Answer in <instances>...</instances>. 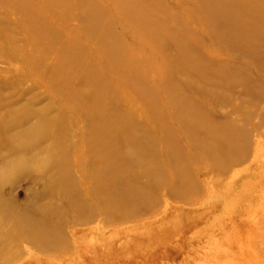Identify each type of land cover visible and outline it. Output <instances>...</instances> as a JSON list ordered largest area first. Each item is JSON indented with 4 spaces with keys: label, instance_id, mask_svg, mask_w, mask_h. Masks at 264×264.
Returning <instances> with one entry per match:
<instances>
[{
    "label": "bare ground",
    "instance_id": "bare-ground-1",
    "mask_svg": "<svg viewBox=\"0 0 264 264\" xmlns=\"http://www.w3.org/2000/svg\"><path fill=\"white\" fill-rule=\"evenodd\" d=\"M18 1L21 11L27 14L24 6L33 0ZM166 1H159L166 21L197 11L200 28L196 42L206 54L194 51L193 60L179 61L184 68L182 77L170 66L163 68L160 83L154 87L147 85L151 72L136 78L135 89L151 110L147 115L140 113L143 108L127 114L121 107L110 108L115 102L100 94L104 87L92 70H86L90 72L84 85L77 88L73 77L83 68L78 71L72 67L69 74L65 68H55L57 82L65 83L59 84L60 89L69 92L67 105L83 114L88 127L81 132L78 143L68 144L64 137L66 130L69 132L68 124L64 126L65 120L68 123L65 115L51 121L47 114H39L40 124H51L53 133L57 129L55 120L65 128L54 133L53 146L40 148L32 141L37 137L25 132L22 138L31 142L9 144L12 158L7 161L0 156V264H264V0ZM152 27L138 30L164 48L165 41H171L173 35L162 27ZM140 43L136 46L143 49ZM174 44L183 54L184 45L180 46L179 40ZM114 46L117 57L111 67L119 72L127 66L136 72L137 53L129 54L121 42ZM68 62L71 61L59 55L56 64L64 66ZM152 62L147 68L153 71ZM89 81L93 84L89 85ZM145 121L157 124L170 144L166 160L177 172L176 182L166 195L160 193L163 180L154 177L150 182L153 190L141 192L147 200L140 211L133 209L140 202L133 198L126 207L105 210L115 214V219L93 220L73 213L64 229L57 228L49 218L56 212L60 220L67 219L60 203L55 206L36 201L26 209L14 205L19 201L14 196L17 180H37L52 172L51 166L65 176L67 166L73 162L69 159L71 149L80 156L86 150L112 148L129 137L125 143L135 145L138 140L142 151H146L147 137H132L125 132L138 129L142 133ZM173 125L179 126L186 142H180ZM1 134L9 138L0 124ZM41 139L38 137V141ZM109 162L90 160L83 165L104 173L113 167ZM195 163L200 167L191 168ZM200 169L213 172L206 175L203 186L190 176ZM239 181L242 191L231 199L232 204H227L225 192L235 190ZM49 182L52 183L50 179ZM57 193L67 196L66 192ZM70 203L75 212V206L80 204L73 200ZM227 214H234L233 218H240V222L223 232L218 224H223L221 220Z\"/></svg>",
    "mask_w": 264,
    "mask_h": 264
},
{
    "label": "rangeland",
    "instance_id": "rangeland-1",
    "mask_svg": "<svg viewBox=\"0 0 264 264\" xmlns=\"http://www.w3.org/2000/svg\"><path fill=\"white\" fill-rule=\"evenodd\" d=\"M159 1L165 3L166 0ZM159 1L33 0V3L25 4L24 7L28 12L25 14L24 11H21L18 0H0V124L9 137L5 138L2 134L0 136L1 159L7 161L12 158L8 148L9 144L31 142V139L22 138L25 132L37 137L32 141H35L34 143H37L40 148L53 146L54 133L65 128H62L60 122L55 120L57 129L53 133L51 130L54 127L51 124H40L39 114H47L51 121H54L53 118L56 116L63 117L65 115L68 123L65 120L64 126L68 124L69 132L66 130L64 137L68 144L78 143L81 132L85 133L84 129L88 127L86 118L76 107L67 105L69 92L60 89L59 84L65 85V83L57 82L58 78L54 75L55 68L61 70L65 68L64 72L68 74L72 67H76L78 71L83 68V71L77 72L76 77H73L74 86L77 88L84 85V79L90 72L86 70H92L104 87L100 94L106 95L110 101L115 102V105L109 106L110 108L121 107L122 113L125 114L132 110L140 112L143 108L140 113L147 115L146 112L149 113L151 110H149L145 99L135 89L136 78L146 72H151L147 85L154 87L160 83L163 68L170 66L179 77H182L184 68L179 61H189L195 52L206 54L199 50V44L196 42L197 29L200 28L199 22H196L197 11L191 12L190 16L176 15L175 18H170V20L167 18L168 21H166L162 19L164 16L161 13ZM132 11L135 12V15L129 14ZM29 19H33V21ZM153 25L157 28L162 27L163 30L170 31V35H173L171 41L170 39L165 41L164 48H159V45L153 42L152 37H147L149 34H141L138 30H148ZM177 38L180 46L184 45L183 54L175 48L174 43L178 41ZM120 42L128 48L129 54L137 53V57H134L136 72L131 68L127 69V66L121 68L119 72L111 67L117 57L113 51L114 44ZM138 42H141L139 45L143 49L137 48L136 43ZM59 55L71 61L70 64L69 62L64 66L56 64ZM152 58L153 60H151ZM81 60H86L87 63L84 64ZM109 61H111L110 65ZM152 61L158 62L159 65H154ZM150 62L154 66L153 71L148 69ZM48 77L50 79L47 80ZM88 84L92 85L93 83L89 81ZM90 91L95 94L92 89ZM137 114H134L135 118ZM79 121L80 123L85 122L77 123ZM144 128L142 133H138V129H130L125 132L132 137H137L139 134L147 137L149 142L146 151H142L141 142L138 140L135 145L125 143L128 142L129 137H125V142L114 145L112 148L86 150L80 156L74 152L75 149H71L69 150V159L73 162L67 166L69 170L65 176L61 175L54 166H51L52 172L47 173L46 176H38L37 180L30 177H26L22 181L17 180L14 183L17 185L14 189V196L19 201H15L14 205L26 209L27 205L31 207L36 201L39 203L49 202V205L51 203L55 206L60 203L68 214L67 219L60 220L56 212L49 218L57 228L62 229L71 220L73 213H79L80 216L86 215L93 220L115 219V214L107 213L105 210H113L119 206L126 207L128 201L133 198L140 201L133 209L136 212L140 211L147 200L141 192L153 190L150 186L151 180L154 177H161L164 184L161 186L163 189L160 193L166 195L176 182L175 173L177 172L167 164L166 153L170 144L166 143L165 133L157 127V124H148L146 121ZM173 131L181 140L180 142H186L178 125H173ZM38 137L42 139L38 141ZM90 160L110 161L107 164L112 163L113 167L108 172L97 173L93 167L83 165ZM198 167L200 166L197 163L191 166V168ZM209 173L213 172L200 169L190 176L193 182H199L203 186V180ZM50 174H53L54 177H48ZM49 179L52 183L49 182ZM241 182H237L235 190L229 188L225 192H228V195L224 197L227 204H232L231 199H234L236 193L242 191ZM43 189L44 191H42ZM6 191L11 192V188L8 187ZM44 192L45 195L42 194ZM57 192H66L67 196L60 197ZM71 200L73 203L80 204L75 206V212L72 211ZM41 215L47 218L43 213ZM234 216V214H227V218H224L226 221L223 219L221 220L223 224H218L219 229L226 232L236 227L240 218H233Z\"/></svg>",
    "mask_w": 264,
    "mask_h": 264
}]
</instances>
